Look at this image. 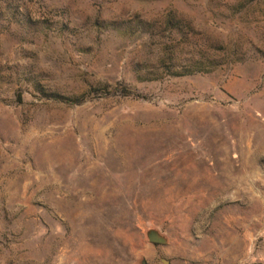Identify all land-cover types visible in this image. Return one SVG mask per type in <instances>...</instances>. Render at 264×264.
I'll list each match as a JSON object with an SVG mask.
<instances>
[{
    "label": "rangeland",
    "instance_id": "rangeland-1",
    "mask_svg": "<svg viewBox=\"0 0 264 264\" xmlns=\"http://www.w3.org/2000/svg\"><path fill=\"white\" fill-rule=\"evenodd\" d=\"M142 261L264 264V0H0V264Z\"/></svg>",
    "mask_w": 264,
    "mask_h": 264
},
{
    "label": "water",
    "instance_id": "water-1",
    "mask_svg": "<svg viewBox=\"0 0 264 264\" xmlns=\"http://www.w3.org/2000/svg\"><path fill=\"white\" fill-rule=\"evenodd\" d=\"M146 236L148 240L154 244H165L167 242L166 237L156 229H148L146 231ZM142 264H144V261H142Z\"/></svg>",
    "mask_w": 264,
    "mask_h": 264
},
{
    "label": "trees",
    "instance_id": "trees-1",
    "mask_svg": "<svg viewBox=\"0 0 264 264\" xmlns=\"http://www.w3.org/2000/svg\"><path fill=\"white\" fill-rule=\"evenodd\" d=\"M77 102H79V101H77Z\"/></svg>",
    "mask_w": 264,
    "mask_h": 264
}]
</instances>
